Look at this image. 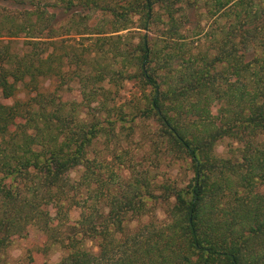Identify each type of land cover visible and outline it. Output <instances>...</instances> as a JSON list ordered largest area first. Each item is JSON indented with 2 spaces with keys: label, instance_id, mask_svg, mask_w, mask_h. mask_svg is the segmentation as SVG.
<instances>
[{
  "label": "trees",
  "instance_id": "1",
  "mask_svg": "<svg viewBox=\"0 0 264 264\" xmlns=\"http://www.w3.org/2000/svg\"><path fill=\"white\" fill-rule=\"evenodd\" d=\"M0 98V264L32 236L55 264H264V0H0ZM133 142L191 177L112 169Z\"/></svg>",
  "mask_w": 264,
  "mask_h": 264
},
{
  "label": "rangeland",
  "instance_id": "2",
  "mask_svg": "<svg viewBox=\"0 0 264 264\" xmlns=\"http://www.w3.org/2000/svg\"><path fill=\"white\" fill-rule=\"evenodd\" d=\"M78 9L79 7L75 8L74 10H78ZM190 13H191L190 16L192 17V22L195 23L196 19L195 17H193V14H194L193 11H191ZM85 15H89V16L88 18H85L83 22L85 25H87L88 29L90 28L89 30H92V33H95L97 29L100 28L99 27L100 24H104L105 20L103 18L105 17L103 16V13H97V12L94 13L93 11L87 10L83 12V16ZM59 18H60L59 25H62V24L65 25L66 24L65 19L64 18L62 19L61 17ZM207 21L208 20L206 18L203 19L204 25H206ZM133 27H136V26L134 25ZM108 29L104 28V30H108ZM108 32L110 33V30ZM80 33H83V31H81ZM85 33L87 34H83V35L73 34V36L63 34L62 39L66 41V44L73 45L79 51H82L83 49H86L88 45L92 44L93 40L97 38L96 35L90 36L88 35V32H85ZM121 34L134 37V39H138V37L140 36V33H138L135 28H132L130 33L124 32ZM89 37H94V38H91L92 40H90ZM45 87L49 90L53 89V85L50 81L46 82ZM72 87L77 88V85L74 84V86ZM134 93H136V87H134V85L132 84H127L125 86V90H123V92L121 93L120 100L125 101V99H129V97L133 95ZM26 94L27 93L25 90H21V92L18 95V98L23 99L26 97ZM1 101H3L6 104H12V101L10 100L8 101L1 100ZM153 130H154V127L149 126V124H147L145 128L140 129L142 133L143 132L151 133ZM138 137L140 136L138 135ZM149 140H150V137L147 138L145 141H142L143 143L142 145L145 147V149L147 148L145 145H147ZM140 144L141 143L133 142L132 145L123 144L120 147L112 146L113 147L112 150L107 152V155H106L107 162L110 164L111 168L114 170L122 168V167L125 168V165L128 164L131 159H133V163L137 165L139 169H146L150 171L151 174L155 177L157 182L169 180L171 182L177 181L179 183H183V181L189 180V178L191 177V173L189 172V170H187L186 165L175 164L170 159L164 158V157L161 159H157L155 155L154 157H151L149 154H146L145 150H141V149L138 150L139 148L142 147V146L140 147ZM233 145L236 147V144L234 143V141L225 139L217 145L216 153L220 157H227L228 150ZM103 148L105 147L102 145V143L97 144V150L102 151ZM118 154H124V155L126 154L123 158L124 166L120 164L121 162L119 160H116L115 157ZM124 168H123L124 170L123 176L126 177L127 172H125ZM72 176L75 179H78L80 177V171L74 172ZM261 191H263L264 193V187L261 188ZM157 215H159L162 219V216H161L162 214L160 212H158ZM79 216H80V210L74 209L70 214L71 222L77 221L79 219ZM88 248L94 253L98 251L96 242H89ZM39 249H41L39 245V240L35 236H32V238L27 241L26 240H23V241L16 240V242L8 250V253H7L8 264H29L31 263L30 258H28L29 255L34 257V260L37 264H44L47 261L49 263L55 264V263H58L60 259L63 257V253L59 250L53 251L49 253L48 255L46 254L44 255Z\"/></svg>",
  "mask_w": 264,
  "mask_h": 264
}]
</instances>
